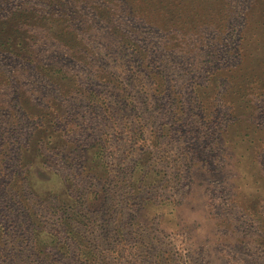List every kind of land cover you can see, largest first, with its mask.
<instances>
[{
  "label": "rangeland",
  "instance_id": "rangeland-1",
  "mask_svg": "<svg viewBox=\"0 0 264 264\" xmlns=\"http://www.w3.org/2000/svg\"><path fill=\"white\" fill-rule=\"evenodd\" d=\"M116 1L134 36L140 1ZM170 1L157 4L156 23L181 7ZM211 2L213 21L237 25L225 45L202 48L175 30L156 54L129 40L106 50L85 30L56 59L32 51L35 28L9 17L20 3H0L14 23L3 42L15 48L0 51V264H264V103L256 77L245 91L237 83L238 66L250 77L264 53L244 65L236 54L264 0ZM63 63L76 73L60 74ZM99 65L128 93H111ZM247 90L253 102L242 100Z\"/></svg>",
  "mask_w": 264,
  "mask_h": 264
},
{
  "label": "trees",
  "instance_id": "trees-1",
  "mask_svg": "<svg viewBox=\"0 0 264 264\" xmlns=\"http://www.w3.org/2000/svg\"><path fill=\"white\" fill-rule=\"evenodd\" d=\"M8 0H0V3H4ZM20 4L17 7L12 8L14 11L11 17L14 19H19L22 21V18H25L28 25L33 26L36 32L33 34L31 38V42L33 45L30 47L32 51L36 52V54H45L47 58L56 59L59 53L62 52V46L67 45V41H69L68 37L71 34L76 35L75 31L80 33L85 30H97L99 33V38L105 43L106 50H112L114 47L120 46L125 41H130V43L138 48L140 44H145L146 47H141L139 51L144 53H157L158 52V44L155 41L160 40L161 35H173L175 30H179L182 32H186L187 35H190L192 39L195 41H200L202 48L204 46L203 42L209 41L214 45L222 44L225 45V39L230 40L233 38V34L237 25L233 22L226 21L225 23H219L213 18L216 13V7L213 6L211 1L208 0L207 3L201 4L202 6H189L184 7V5L188 2V0H181L178 4L179 8L175 9L171 12L172 9H168L166 12L167 18L162 17L156 23V17H158L157 12L163 11L160 8H157V4H164L165 6L171 5L170 0H139L141 4V9L144 15L142 19L143 24L139 25V27H134L135 35L128 33V31L124 30L122 26L124 25L121 21L122 17L119 14V6L116 0H79L80 4L84 7L78 12L72 8L74 2L77 0H17ZM145 5L147 7H145ZM75 6V5H74ZM153 6V8H151ZM183 6V7H182ZM231 10L236 18L239 16L236 5L231 3ZM151 8V10H150ZM4 10L0 9V51L1 52H12L15 51L13 47L14 44L10 42H3L4 37L8 35V33L12 32L9 30V27L13 26V21H5L7 16H4ZM76 13H80L76 16ZM220 15V12H218ZM5 17V18H4ZM142 17V15H141ZM161 17V15H160ZM247 17V16H246ZM257 17L255 22L251 25L255 24L248 31V40L249 44H247L245 50L242 48L236 49V54L242 56L240 60L243 61V65L246 63L245 60L250 62L251 57H253L254 53H264V14L256 16L254 14L250 15V18ZM30 18V19H29ZM222 18V16H220ZM216 19V18H215ZM99 22L97 25L93 24ZM213 21V22H212ZM220 21V20H219ZM221 22V21H220ZM232 24H234L232 26ZM101 25L100 27H98ZM249 25V26H251ZM26 25L22 23L23 33L19 32L21 36L26 37L27 28L24 33V27ZM73 26V27H72ZM70 28H74V32L71 33ZM127 28V27H126ZM58 29V30H56ZM150 29V30H149ZM86 33V32H85ZM16 35V34H14ZM83 35V34H82ZM87 35V36H86ZM259 35L262 38L258 39ZM230 36V37H229ZM243 35V38L247 37ZM80 39L85 41L89 40L88 34H84V36ZM9 41V40H7ZM177 42V40H175ZM193 47V46H192ZM195 47V46H194ZM40 48V49H39ZM201 47H196V52H202ZM229 48V47H228ZM115 50V48H114ZM230 50V49H229ZM242 50V51H241ZM188 52L189 47L187 48ZM0 52V53H1ZM142 54V53H139ZM200 54L197 55L199 57ZM40 56V57H41ZM74 58L79 59L81 63L82 58H86L84 53H80L78 49L74 51ZM184 57V56H183ZM255 58V56H254ZM102 63L103 59L97 60ZM258 61V62H257ZM77 62H79L77 60ZM255 62L254 67L247 66L246 69L250 71V77H247L244 74V68H241V65L238 66L240 72H242L238 76L237 83L242 85V91H245L248 86H253L256 84L257 78V90L256 93L258 95V100L264 103V66L261 64L264 62H260V60H253ZM257 62V63H256ZM84 65V64H83ZM90 65V64H89ZM58 71L60 74H64L67 77L69 74H75V68L68 65L65 66V63L60 64L58 66ZM102 69V74L107 75V85H111V93L115 92L119 88L122 89L123 93H128L126 88L122 86V83L118 77L115 79L112 77L113 74L107 69L106 66H100ZM172 69V68H170ZM101 72V71H99ZM151 72L154 74V68H151ZM98 74V72H97ZM98 75L99 78L103 79V76ZM65 77V78H66ZM100 79V80H101ZM258 79L260 81H258ZM255 80V81H254ZM71 83H76V79L73 78ZM73 86L69 85L68 87L71 91H66L67 86L62 87L66 94H72ZM115 89V90H114ZM251 89V88H250ZM249 91V90H247ZM251 90L247 93V96L243 97V101L253 102L250 98ZM116 93V92H115ZM114 94V93H113ZM96 96V101L99 102L103 100L100 96ZM129 98V96L127 97ZM157 98L156 95L152 96V100L155 101ZM247 98V99H246ZM118 101H123V98H117ZM158 99V98H157ZM105 101V100H104ZM255 109V107H254ZM258 109V108H256ZM255 109V110H256ZM257 112V110H256ZM217 142H221L219 137ZM214 145V144H213ZM216 145V144H215ZM104 148H101V151ZM81 203V199H78V204ZM64 210V204L63 206Z\"/></svg>",
  "mask_w": 264,
  "mask_h": 264
}]
</instances>
